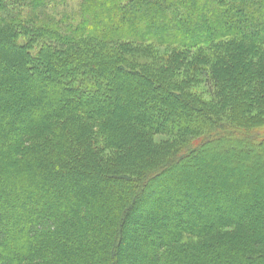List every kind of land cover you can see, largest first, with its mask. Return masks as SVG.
Instances as JSON below:
<instances>
[{"label":"trees","instance_id":"16d2710c","mask_svg":"<svg viewBox=\"0 0 264 264\" xmlns=\"http://www.w3.org/2000/svg\"><path fill=\"white\" fill-rule=\"evenodd\" d=\"M260 114L264 0H0V264H264Z\"/></svg>","mask_w":264,"mask_h":264},{"label":"rangeland","instance_id":"374dc122","mask_svg":"<svg viewBox=\"0 0 264 264\" xmlns=\"http://www.w3.org/2000/svg\"><path fill=\"white\" fill-rule=\"evenodd\" d=\"M67 1V5H68V10L69 11H76L77 9H78V7L80 6V1L81 0H66ZM160 52H165L162 48H160ZM189 70V69H188ZM187 69L185 70V71H183V72H181V75L182 76H184V74H186V71H188ZM192 89H195L196 91H199V92H203V91H205V89L207 90V88L206 87H204L203 85H199V86H192ZM212 91V90H211ZM208 97V96H207ZM262 117L261 118H263L264 119V114H260ZM165 138L163 137V136H157L156 137V141H158V142H160V141H163ZM212 142V141H211ZM211 142H209L208 144V146H210V144L211 145H213ZM225 143V141L223 142V143H221V144H224ZM252 144V143H251ZM249 142H247V141H245V140H239V143H238V146H240L241 148H247V147H249L250 145H251ZM250 148H251V146H250ZM260 150L261 151H263V154H264V149L263 148H260ZM249 157V156H248ZM249 159V158H248ZM262 160H264V159H262ZM264 192V191H263ZM263 209H264V207H263ZM259 212H260V216H263V210H261V208L259 209ZM190 219H195V218H189V217H187V218H183V220L182 221H185L184 223L186 224V223H188V222H190ZM183 223V222H182ZM238 226V225H237ZM238 228V227H237ZM222 231L223 232H227L226 234L227 235H231V236H233V234H234V232L236 231V229H234V227L233 228H224V229H222ZM124 235L126 236V233H124ZM128 235H129V233H128ZM130 237V236H129ZM116 249H117V247H116V244H114V246L112 247V252H113V254L115 255V252H116ZM127 254H128V258L126 257V258H124L123 259V257H124V255H121V257H120V261H121V263H124V262H127V263H129V264H132V262H130V257H129V252H127ZM255 258H257V257H255ZM126 260H128V261H126ZM257 263L259 264L260 262H258L257 261ZM252 264H256V260L252 263Z\"/></svg>","mask_w":264,"mask_h":264}]
</instances>
